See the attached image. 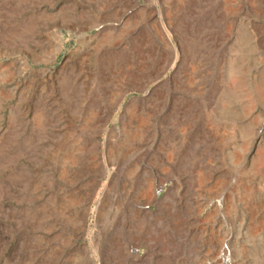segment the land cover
Instances as JSON below:
<instances>
[{"label": "rangeland", "instance_id": "374dc122", "mask_svg": "<svg viewBox=\"0 0 264 264\" xmlns=\"http://www.w3.org/2000/svg\"><path fill=\"white\" fill-rule=\"evenodd\" d=\"M0 264H264V0H0Z\"/></svg>", "mask_w": 264, "mask_h": 264}, {"label": "bare ground", "instance_id": "6f19581e", "mask_svg": "<svg viewBox=\"0 0 264 264\" xmlns=\"http://www.w3.org/2000/svg\"><path fill=\"white\" fill-rule=\"evenodd\" d=\"M231 91V90H230ZM229 92V91H228ZM225 257H228V255L225 254ZM227 259V258H226Z\"/></svg>", "mask_w": 264, "mask_h": 264}]
</instances>
